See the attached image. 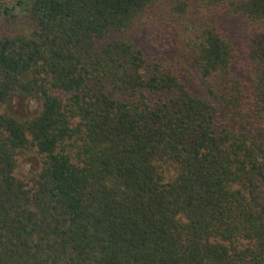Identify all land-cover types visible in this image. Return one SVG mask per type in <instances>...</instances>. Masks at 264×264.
<instances>
[{
    "label": "trees",
    "instance_id": "16d2710c",
    "mask_svg": "<svg viewBox=\"0 0 264 264\" xmlns=\"http://www.w3.org/2000/svg\"><path fill=\"white\" fill-rule=\"evenodd\" d=\"M0 264H264V0H0Z\"/></svg>",
    "mask_w": 264,
    "mask_h": 264
},
{
    "label": "rangeland",
    "instance_id": "374dc122",
    "mask_svg": "<svg viewBox=\"0 0 264 264\" xmlns=\"http://www.w3.org/2000/svg\"><path fill=\"white\" fill-rule=\"evenodd\" d=\"M143 30L141 28L135 29L132 34L135 39H139L140 37H144ZM234 33L233 37L234 40L237 41V44L241 46V41H246L248 38H250L253 35V31L251 28L248 27H242L237 26L235 31H231ZM149 46V43H146V47ZM253 73V72H252ZM236 76L238 78H243L245 80H248L249 72L241 70H236ZM247 77V78H246ZM39 109V104L34 99L29 98H21L17 97L14 98L11 103L9 104V111L12 115H14L17 118H26L29 116H32L33 114L37 113ZM236 120L239 121L240 125L246 126L248 129L252 128L255 129L253 120L246 116V115H238L236 117ZM42 165L41 158L33 153L25 157L19 162L18 169H17V176L25 179L29 177L31 174L36 173L40 170ZM171 170V169H170Z\"/></svg>",
    "mask_w": 264,
    "mask_h": 264
}]
</instances>
